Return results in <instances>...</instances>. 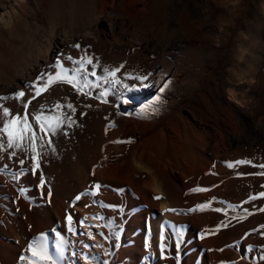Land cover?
<instances>
[{
  "label": "rangeland",
  "instance_id": "rangeland-1",
  "mask_svg": "<svg viewBox=\"0 0 264 264\" xmlns=\"http://www.w3.org/2000/svg\"><path fill=\"white\" fill-rule=\"evenodd\" d=\"M261 193L262 0H0V264H264Z\"/></svg>",
  "mask_w": 264,
  "mask_h": 264
},
{
  "label": "snow or ice",
  "instance_id": "snow-or-ice-1",
  "mask_svg": "<svg viewBox=\"0 0 264 264\" xmlns=\"http://www.w3.org/2000/svg\"><path fill=\"white\" fill-rule=\"evenodd\" d=\"M89 63H91V61H89ZM92 75H95V73H92ZM110 75L111 76H115L116 73L112 72V73H110ZM52 79L53 78L51 76L48 77V82H51ZM137 79H139L141 81H145V80L148 79V76L145 75L143 77H138ZM68 82L72 83L71 80H69ZM111 83L119 84L120 81L119 80H112ZM84 84H85V86H87V77H85V79H84ZM145 86H147V85H145ZM165 87H166V85L164 87H161V89L159 91L161 93H163V91L165 90ZM19 95L21 97H23L24 96V92L21 91L19 93ZM36 95H40V93L36 92ZM102 95H103V93H102ZM160 99H161L160 96L156 97V101H159ZM4 115H7L6 111H5ZM41 119L42 118L40 116H36V120L37 121H40ZM24 122H25V124H27V118H25ZM5 130H7V125H5ZM34 139H35V137L30 136L29 137L30 143ZM17 146L18 145H17L16 141L14 140L12 133L9 132L8 133V144H7V147L9 149H12V148H15ZM33 151H35V145H33ZM32 159H33V164H32V168H31V172H32V174H35L38 171L40 165H39V161L36 159L35 156H33ZM20 163L23 164V161L21 160ZM241 163H244V162L243 161H237V164H241ZM44 185H45V180L41 177V179H40V188L43 189ZM100 187L101 186L99 184L95 185L96 189H99ZM193 191L194 192H200V191H206V189L198 188V189H193ZM48 195H49V197L51 196V192L50 191H49ZM87 195L95 196L96 193L95 192H91V193H87ZM260 195L264 196V193H261ZM80 198L81 197L79 195L76 197L77 200H79ZM201 207H203V205ZM67 220H68L69 224H71V222H72L71 216H69L67 218ZM53 231H55V230H53ZM69 231H70V229H69ZM56 239H57L58 242L55 245V255L54 256L52 254H50V252H49V248H48V245L46 243L47 237L44 236V235H41L37 240H34L32 243L28 244V250L33 254V256H37L38 255L40 257V259L43 261V264H62V261H63L64 256H65V245H66L67 241L64 240V238L60 235L59 232H56ZM162 239H163V237H162ZM37 248H39V250H40L39 252L36 251ZM19 259L21 261H23L25 258L23 256H21ZM88 264H91V261H88Z\"/></svg>",
  "mask_w": 264,
  "mask_h": 264
},
{
  "label": "bare ground",
  "instance_id": "bare-ground-1",
  "mask_svg": "<svg viewBox=\"0 0 264 264\" xmlns=\"http://www.w3.org/2000/svg\"><path fill=\"white\" fill-rule=\"evenodd\" d=\"M100 20V19H99ZM62 33L66 36V37H68L69 38V41H72L71 39H76L77 38V36H74V37H72V38H70V35H71V33H70V35H69V31L67 32V31H62ZM74 33V32H73ZM75 34V33H74ZM73 35V34H72ZM96 35H97V33H96ZM158 84H159V81H157V83H156V85H155V87L156 86H158ZM213 135H214V137L216 138V139H220L219 138V135H220V133L217 131V130H215V132L213 131ZM221 137V136H220ZM154 177V178H153ZM153 177H151V178H153L152 180H150V185H154L157 181L156 180H159L160 178L162 179V187H163V193H164V195L165 196H167L168 198L170 197V191H169V180H168V178L167 177H164L161 173H159V175L158 176H153ZM174 204H175V202L174 201H172V204L171 205H173L174 206ZM165 208H167V205H162V207H161V209L160 210H162V211H164L165 210ZM167 210V209H166ZM165 212V211H164ZM164 218V217H163ZM198 226H196V228H195V230H193L192 231V233H194L195 235H199V233H201V228H203V224H202V221H199V223L197 224ZM160 226V225H159ZM161 231V230H160ZM160 233V232H159ZM172 243V242H171ZM170 243V244H171ZM167 247V248H166ZM170 248V246L168 245V243L165 241V240H156V241H154L153 242V245H152V249H151V251H152V256H153V261H158V264H178V262H180L179 260H177V261H173L171 258L172 257H170L169 255H168V257L165 259L164 258V255H166V254H168V251L170 250L169 249ZM176 248V247H175ZM203 248H206V249H210V244L208 243V242H204V243H199V250L201 249V250H203ZM181 249H180V246L179 247H177L176 248V255H177V257H178V253L179 252H181L180 251ZM209 251V250H208ZM197 255V254H196ZM206 261H204V264H206L207 263V259H205ZM183 263H185V264H189V259L188 260H186V259H184V261H183Z\"/></svg>",
  "mask_w": 264,
  "mask_h": 264
},
{
  "label": "clouds",
  "instance_id": "clouds-1",
  "mask_svg": "<svg viewBox=\"0 0 264 264\" xmlns=\"http://www.w3.org/2000/svg\"><path fill=\"white\" fill-rule=\"evenodd\" d=\"M262 2H264V0H262ZM242 3H243V0H236L237 5H241Z\"/></svg>",
  "mask_w": 264,
  "mask_h": 264
}]
</instances>
